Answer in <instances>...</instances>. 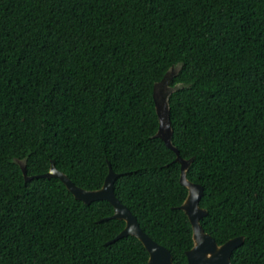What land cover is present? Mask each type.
Wrapping results in <instances>:
<instances>
[{
    "label": "trees",
    "instance_id": "trees-1",
    "mask_svg": "<svg viewBox=\"0 0 264 264\" xmlns=\"http://www.w3.org/2000/svg\"><path fill=\"white\" fill-rule=\"evenodd\" d=\"M171 143L203 189V231L242 236L231 264H264V0H0V264H146L104 200L188 264L175 154L155 137L152 89L173 66Z\"/></svg>",
    "mask_w": 264,
    "mask_h": 264
},
{
    "label": "water",
    "instance_id": "water-1",
    "mask_svg": "<svg viewBox=\"0 0 264 264\" xmlns=\"http://www.w3.org/2000/svg\"><path fill=\"white\" fill-rule=\"evenodd\" d=\"M180 70L181 65L179 64L171 67L163 78L154 84L152 98L158 119V129L155 137L161 139L165 146L174 152L176 156L175 162L180 165L179 182L187 190V196L179 209L184 212L191 225L193 246L185 253V256L188 264H231V254L242 245L244 238L242 236L236 237L222 245H218L210 235L203 231L200 220L207 214L204 209L199 207L203 189L200 185L192 183L186 178V172L192 159H182L177 149L171 143L172 128L169 98L172 93L183 88V85L178 83L171 86L170 82L179 74ZM13 162L19 166L26 181L38 177L57 178L76 200L83 202L85 205L100 200L107 201L112 206L114 212L112 217L105 220L117 219L123 221L125 224L123 230L108 243L127 236H133L139 240L147 251L148 260L146 264H173L171 253L145 234L134 215L116 198L114 194V182L118 175L114 173L110 166H108V172L102 187L98 190L88 191L75 186L65 174L56 169L53 162L50 163L47 173L35 177H27L25 160H13Z\"/></svg>",
    "mask_w": 264,
    "mask_h": 264
}]
</instances>
